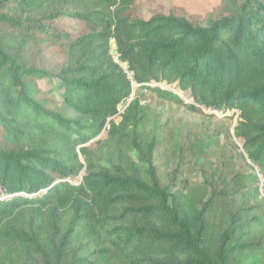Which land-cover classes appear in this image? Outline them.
I'll return each mask as SVG.
<instances>
[{"label": "trees", "instance_id": "1", "mask_svg": "<svg viewBox=\"0 0 264 264\" xmlns=\"http://www.w3.org/2000/svg\"><path fill=\"white\" fill-rule=\"evenodd\" d=\"M63 2L72 7L59 8ZM140 5L0 0V264H264V241L250 235L264 219H243L258 205L235 201L237 190L255 200L264 194V0H221L206 14L175 7L149 19L135 15ZM112 41L138 88L184 104L151 85L165 82L189 92L193 112L238 116L234 136L224 138L229 155L217 161V189L195 200L163 185L154 166L159 143L137 134L138 100L112 124L134 90ZM105 136L129 141L144 174L101 168L87 145ZM82 173L78 185L67 180ZM49 204L52 213L39 220L37 209ZM79 239L86 243L77 247Z\"/></svg>", "mask_w": 264, "mask_h": 264}, {"label": "rangeland", "instance_id": "2", "mask_svg": "<svg viewBox=\"0 0 264 264\" xmlns=\"http://www.w3.org/2000/svg\"><path fill=\"white\" fill-rule=\"evenodd\" d=\"M140 2L141 5L135 15L139 18L149 19L157 13L167 14L175 7L184 10L188 14H206L219 6L221 0H140ZM68 5L63 2L58 7L66 9L72 7V4L70 7ZM114 49L117 48L114 41H112L111 51ZM41 85L42 89L46 90L49 83L43 81ZM151 85L178 93L184 104L166 101L160 98L156 92L136 86L130 98L120 104L119 114L112 118V124H121L130 104L138 100L139 118L142 120L138 126L137 134L143 144H148L151 140H157V143H159L154 156V166L157 168L163 185L169 188L173 195L178 196L189 193L191 199L198 200L202 195L204 196L207 189H217L218 185L222 183L223 179L219 178L222 167L215 168L219 165L218 159L222 161L229 155L222 149L225 144L224 138L228 131L229 134L234 136V127L238 116H234V112L224 113L203 107H200L202 112H193L187 108V105L194 104L189 92H179L180 90L177 87L168 85L165 82ZM70 116L76 120L84 119L81 115L73 112H70ZM232 117L233 126L231 119H229ZM107 128L108 130L111 129V125H108ZM106 139L105 136L101 145H87L93 154L92 156L99 161L101 168L124 165L132 167L131 169L137 173L144 174L145 169H143L144 166L141 163L139 154L129 141L122 143L117 138ZM234 140L238 146L243 145V140L236 138ZM81 162L85 163L83 158ZM86 171L85 169L84 172ZM83 176L84 173L67 180L78 185L82 182ZM259 176L260 181L263 182L262 175L259 174ZM250 184L253 187L255 186L253 181ZM235 201L239 205L250 202L247 207L258 205V208L249 209L243 214L244 222H252L255 217L256 219H264V194L255 200L254 197L250 198L249 194L243 190H237ZM53 207L54 204H49L45 208L37 209L39 220L48 219ZM235 209L229 217L236 214ZM223 216V211L218 212L215 221L219 223ZM63 217L65 221L69 220L71 217L70 211L67 210L63 213ZM65 226L67 227L68 224L65 223ZM250 232L251 238L253 237L252 241H264V225L260 222L253 225ZM81 241L86 243V240L79 239L76 243L77 247H79ZM97 249L98 247L92 248L90 252ZM251 252L252 248L250 251L243 253L241 257H246ZM262 254V257H264V252ZM85 255H87V252Z\"/></svg>", "mask_w": 264, "mask_h": 264}, {"label": "built area", "instance_id": "3", "mask_svg": "<svg viewBox=\"0 0 264 264\" xmlns=\"http://www.w3.org/2000/svg\"><path fill=\"white\" fill-rule=\"evenodd\" d=\"M111 56H112L114 62L124 70L125 75L131 81L132 87L134 88V87L138 86L133 79V74L128 69V64L121 61L120 54H119L117 49H114L111 51Z\"/></svg>", "mask_w": 264, "mask_h": 264}, {"label": "water", "instance_id": "4", "mask_svg": "<svg viewBox=\"0 0 264 264\" xmlns=\"http://www.w3.org/2000/svg\"><path fill=\"white\" fill-rule=\"evenodd\" d=\"M262 184H263V182H262Z\"/></svg>", "mask_w": 264, "mask_h": 264}]
</instances>
